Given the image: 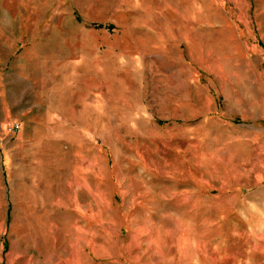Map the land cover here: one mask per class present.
Wrapping results in <instances>:
<instances>
[{
	"label": "rangeland",
	"instance_id": "1",
	"mask_svg": "<svg viewBox=\"0 0 264 264\" xmlns=\"http://www.w3.org/2000/svg\"><path fill=\"white\" fill-rule=\"evenodd\" d=\"M0 264H264V0H0Z\"/></svg>",
	"mask_w": 264,
	"mask_h": 264
},
{
	"label": "built area",
	"instance_id": "2",
	"mask_svg": "<svg viewBox=\"0 0 264 264\" xmlns=\"http://www.w3.org/2000/svg\"><path fill=\"white\" fill-rule=\"evenodd\" d=\"M15 126H16V128L18 129V127H19V126H18V125H15ZM10 130H13V129H12V128H10Z\"/></svg>",
	"mask_w": 264,
	"mask_h": 264
}]
</instances>
